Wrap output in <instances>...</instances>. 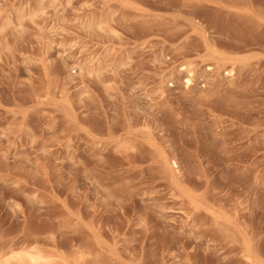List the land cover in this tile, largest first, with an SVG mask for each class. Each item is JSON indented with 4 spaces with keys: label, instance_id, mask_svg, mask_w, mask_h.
<instances>
[{
    "label": "rangeland",
    "instance_id": "rangeland-1",
    "mask_svg": "<svg viewBox=\"0 0 264 264\" xmlns=\"http://www.w3.org/2000/svg\"><path fill=\"white\" fill-rule=\"evenodd\" d=\"M11 248L264 264V0H0Z\"/></svg>",
    "mask_w": 264,
    "mask_h": 264
},
{
    "label": "bare ground",
    "instance_id": "bare-ground-1",
    "mask_svg": "<svg viewBox=\"0 0 264 264\" xmlns=\"http://www.w3.org/2000/svg\"><path fill=\"white\" fill-rule=\"evenodd\" d=\"M44 260H45V256L42 255V253L38 250L37 251L36 250H25V251L20 252V251H16L11 248L8 252L6 251L3 252L2 250L0 251V263L8 262L9 264H26V263H31V264L48 263L50 264V261H44Z\"/></svg>",
    "mask_w": 264,
    "mask_h": 264
}]
</instances>
